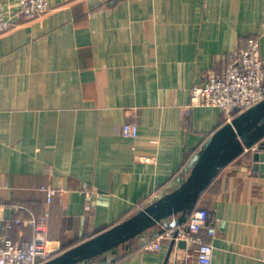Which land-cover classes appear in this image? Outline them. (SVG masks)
<instances>
[{
    "label": "crops",
    "instance_id": "0c3cea01",
    "mask_svg": "<svg viewBox=\"0 0 264 264\" xmlns=\"http://www.w3.org/2000/svg\"><path fill=\"white\" fill-rule=\"evenodd\" d=\"M18 3L0 0L14 16V27L0 33V235L31 239V225L4 231V224L42 213L41 187L52 186L54 257L189 174L228 122L219 107H190L192 88L249 39H259L264 56V0H50V10L32 20L14 15ZM128 122L138 124L136 137L122 134ZM246 139L259 149L246 146L223 167L196 207L207 208L216 225L214 236L201 232L214 246L212 264H264V171L249 173L264 165L255 158L264 153V115ZM172 220L108 253L117 259L105 264L194 262L193 247L178 241L171 251L172 240L158 251L144 248Z\"/></svg>",
    "mask_w": 264,
    "mask_h": 264
},
{
    "label": "built area",
    "instance_id": "2783aa9c",
    "mask_svg": "<svg viewBox=\"0 0 264 264\" xmlns=\"http://www.w3.org/2000/svg\"><path fill=\"white\" fill-rule=\"evenodd\" d=\"M51 8L50 0H19L18 11L14 15L25 20H32L44 15ZM14 16L6 15L0 4V33L14 27ZM264 100V56L261 53L260 41L249 39L246 46L232 54L230 62H225L222 70H210L204 76V81L195 85L191 91L190 107L215 106L226 115L227 121L234 118L237 110H246ZM139 133L137 123L128 122L122 127L126 137H136ZM250 149V148H249ZM251 149L257 151L259 145ZM142 160H150L141 157ZM251 175L260 174V169L250 168ZM46 192V208L40 214L30 212V217L15 216L4 224L8 231L16 224L26 223L32 226L33 236L20 242L14 241L6 234L0 235V264H41L53 257L49 247V231L51 210L50 205L57 189L52 186H42ZM89 195V191L87 192ZM19 207H24L18 205ZM206 231L210 236L216 234V225L210 221V212L205 207L196 208L187 222L177 227L165 229L155 240L149 241L144 248L158 251L164 240H184L187 246L194 249L195 260L190 264H212L213 244L202 236ZM193 255L188 253L187 256Z\"/></svg>",
    "mask_w": 264,
    "mask_h": 264
},
{
    "label": "water",
    "instance_id": "95a60500",
    "mask_svg": "<svg viewBox=\"0 0 264 264\" xmlns=\"http://www.w3.org/2000/svg\"><path fill=\"white\" fill-rule=\"evenodd\" d=\"M264 115V100L247 109L232 121L217 129L210 139L196 154L189 174L181 180L180 185L132 214L127 219L101 231L100 233L72 246L41 264H89L93 259L102 257L100 264L110 258L108 253L116 255L120 247L129 248L142 233L173 217L167 227L183 225L198 205L202 193L209 187L219 171L241 155L246 146L252 147L246 133L255 117ZM257 160H264V153H255ZM260 167V168H259ZM264 171L263 163L256 166ZM164 231V228L160 231ZM176 239L172 240L170 251ZM186 241L179 240L180 247H186ZM170 254V253H169ZM169 256V255H168ZM168 260V258H167ZM167 264V261L166 263Z\"/></svg>",
    "mask_w": 264,
    "mask_h": 264
}]
</instances>
